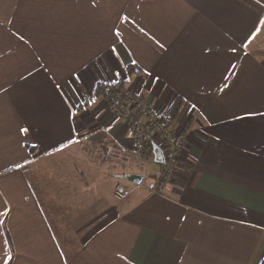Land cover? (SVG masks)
<instances>
[{
    "label": "crops",
    "instance_id": "0c3cea01",
    "mask_svg": "<svg viewBox=\"0 0 264 264\" xmlns=\"http://www.w3.org/2000/svg\"><path fill=\"white\" fill-rule=\"evenodd\" d=\"M80 1L0 0V264H260L264 0ZM119 80L183 98L164 187L161 138L98 93Z\"/></svg>",
    "mask_w": 264,
    "mask_h": 264
},
{
    "label": "built area",
    "instance_id": "2783aa9c",
    "mask_svg": "<svg viewBox=\"0 0 264 264\" xmlns=\"http://www.w3.org/2000/svg\"><path fill=\"white\" fill-rule=\"evenodd\" d=\"M100 88L103 89L105 94L112 93L114 89H120L127 108L122 107L117 101L110 103V106L121 120L133 124L135 115L138 119L140 117L144 118L145 126H139L136 131V149L138 151L146 150L153 143L152 137L154 135L161 138L164 145L165 163L163 164L159 184L164 187L177 168L179 153L183 146L182 139L173 131L170 116L167 113L161 114L154 111L147 100L136 94L130 87L123 86L120 80L114 83L101 84ZM124 193L125 187L123 185L118 186L117 195L121 197Z\"/></svg>",
    "mask_w": 264,
    "mask_h": 264
},
{
    "label": "trees",
    "instance_id": "16d2710c",
    "mask_svg": "<svg viewBox=\"0 0 264 264\" xmlns=\"http://www.w3.org/2000/svg\"><path fill=\"white\" fill-rule=\"evenodd\" d=\"M134 71H136L135 66H130L129 67V73H133ZM122 83H123V86H126L125 81H122ZM98 93L104 94L110 103L117 101L122 107L127 108V104L125 103V99H124L123 95H121L120 89L119 90L114 89L112 93L105 94L103 89H101L99 87ZM182 105H183V98H181V97L176 98V100L174 101L170 111L167 113L170 116L172 123L175 120V118L178 116V113H179L180 109L182 108ZM137 121H138V117H137V115H135L134 121H133V125H134L135 129H137L139 127V124ZM187 128H188V126H187ZM153 144L154 143H151L150 146L142 152L145 153L146 155H149L152 152ZM158 185L160 187V184H158ZM260 264H264V261H262Z\"/></svg>",
    "mask_w": 264,
    "mask_h": 264
},
{
    "label": "water",
    "instance_id": "95a60500",
    "mask_svg": "<svg viewBox=\"0 0 264 264\" xmlns=\"http://www.w3.org/2000/svg\"><path fill=\"white\" fill-rule=\"evenodd\" d=\"M160 162L162 164L165 163V156H164V152L162 150L160 151ZM119 177L124 178L128 181H131V182L140 183L141 180L143 179L144 175L130 173V174L120 175Z\"/></svg>",
    "mask_w": 264,
    "mask_h": 264
},
{
    "label": "rangeland",
    "instance_id": "374dc122",
    "mask_svg": "<svg viewBox=\"0 0 264 264\" xmlns=\"http://www.w3.org/2000/svg\"><path fill=\"white\" fill-rule=\"evenodd\" d=\"M69 7H70V5H69ZM80 8H82V9H91V1L90 0H81L80 1V6H79ZM109 101V100H108ZM109 104H110V102H109Z\"/></svg>",
    "mask_w": 264,
    "mask_h": 264
},
{
    "label": "snow or ice",
    "instance_id": "6c2138e0",
    "mask_svg": "<svg viewBox=\"0 0 264 264\" xmlns=\"http://www.w3.org/2000/svg\"><path fill=\"white\" fill-rule=\"evenodd\" d=\"M25 131H27V130L25 129Z\"/></svg>",
    "mask_w": 264,
    "mask_h": 264
}]
</instances>
